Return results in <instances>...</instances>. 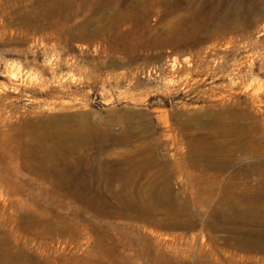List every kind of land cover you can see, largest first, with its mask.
Here are the masks:
<instances>
[{
  "label": "rangeland",
  "instance_id": "374dc122",
  "mask_svg": "<svg viewBox=\"0 0 264 264\" xmlns=\"http://www.w3.org/2000/svg\"><path fill=\"white\" fill-rule=\"evenodd\" d=\"M0 94V264H264V0H0Z\"/></svg>",
  "mask_w": 264,
  "mask_h": 264
},
{
  "label": "bare ground",
  "instance_id": "6f19581e",
  "mask_svg": "<svg viewBox=\"0 0 264 264\" xmlns=\"http://www.w3.org/2000/svg\"><path fill=\"white\" fill-rule=\"evenodd\" d=\"M174 61H176V59L174 58L173 59ZM0 96H2V94H0ZM193 120V119H192ZM224 120V119H223ZM200 121V120H199ZM216 121V120H215ZM194 122V121H193ZM230 122V121H229ZM232 122V121H231ZM206 123V122H205ZM204 124V123H203ZM200 127V126H199ZM202 129V128H201ZM208 129V128H207ZM259 129V128H258ZM208 132V130H207ZM211 134V133H210ZM213 134V133H212ZM211 134V135H212ZM225 134V133H223ZM219 135V134H218ZM255 135V133H254ZM261 135V134H260ZM200 136V135H199ZM205 136V135H204ZM254 137V136H253ZM203 141V140H202ZM256 141V140H255ZM261 141V140H260ZM257 142V141H256ZM247 144V142H246ZM255 144V143H254ZM221 147V146H220ZM219 147H217L218 149ZM225 149V148H223ZM228 149V148H227ZM208 150V149H207ZM234 150V149H233ZM210 151V150H209ZM206 152V151H205ZM212 152V151H211ZM216 152V151H215ZM227 152V151H226ZM229 152V151H228ZM232 155V153H231ZM219 156V155H218ZM258 156V155H257ZM210 158V157H209ZM258 158V157H257ZM250 159V158H249ZM206 160V159H205ZM212 160V159H211ZM216 160H217V157H216ZM219 161V159H218ZM244 161V160H243ZM259 163V162H258ZM217 164V163H216ZM241 164V163H240ZM211 166H214V165H211ZM210 166V167H211ZM220 167V166H219ZM203 168V167H202ZM208 168V167H207ZM215 168V167H214ZM227 168V167H226ZM229 168V167H228ZM210 169V168H209ZM216 169V168H215ZM259 170V169H258ZM264 170V169H263ZM209 172V171H208ZM229 172V171H228ZM245 173H248V172H245ZM67 175L71 176V175H74V172H71V173H68ZM80 176V175H79ZM257 178V177H256ZM203 193V192H202ZM247 194V192H246ZM95 196V195H94ZM96 197V196H95ZM103 197V196H102ZM212 198V197H211ZM241 199H248V201L252 204V206H260V207H264V189L263 191L260 192V194H258V196H248V197H245V196H241L240 197ZM83 199H85L91 206L93 209H95L96 211H100L102 212L103 214H108L106 213L107 210H104L103 207H100V204H103V205H106L108 204V200H105L103 198H100V197H96V198H89V197H83ZM194 205V204H193ZM231 208V207H229ZM248 210V209H247ZM253 211V210H252ZM113 213V212H112ZM111 213V214H112ZM114 216V215H113ZM242 217V215H241ZM150 223L154 224V225H157L159 222L157 221V219L153 216H148L147 218ZM251 219V218H250ZM251 222V221H250ZM221 223V222H220ZM172 226H168V227H182V228H191L193 226H190V223L186 222V223H182V222H174L173 224H171ZM178 225V226H176ZM182 225H188V226H182ZM114 227V226H113ZM145 227V226H144ZM152 227H158V226H152ZM246 227V226H245ZM243 227H240V230L242 229ZM242 230H245V232L247 234H253L254 235V231L255 229L252 228V227H246L245 229H242ZM258 234L259 235H263L264 236V226H262V228H259L258 230ZM153 233H156L158 236H161L162 234H159L157 233L155 230H152ZM126 237V234L124 235ZM163 237V236H162ZM166 237V236H165ZM167 238V237H166ZM255 240V239H254ZM250 247V246H249ZM136 251V250H135ZM136 254H137V251H136Z\"/></svg>",
  "mask_w": 264,
  "mask_h": 264
}]
</instances>
